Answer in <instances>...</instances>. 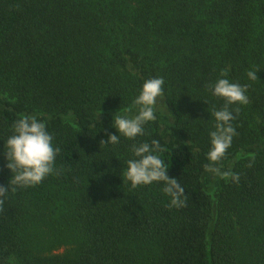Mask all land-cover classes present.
<instances>
[{"label":"trees","instance_id":"1","mask_svg":"<svg viewBox=\"0 0 264 264\" xmlns=\"http://www.w3.org/2000/svg\"><path fill=\"white\" fill-rule=\"evenodd\" d=\"M224 69L249 102L231 106L237 135L216 165L235 160L239 179H219L214 199L209 113L224 101L209 87ZM149 77L164 79L171 124L156 114L139 139L160 141L185 207L162 183L131 186L132 141L106 143L112 120L96 117ZM0 93V264H264V0H0ZM20 113L47 118L60 148L56 172L28 187L3 153Z\"/></svg>","mask_w":264,"mask_h":264},{"label":"clouds","instance_id":"2","mask_svg":"<svg viewBox=\"0 0 264 264\" xmlns=\"http://www.w3.org/2000/svg\"><path fill=\"white\" fill-rule=\"evenodd\" d=\"M257 72L246 73L249 80H256ZM247 85L234 82L229 77V70L220 72L210 85L212 96L221 98L224 104L220 108L213 107L209 113L214 118V130H209V149L205 171L221 178L238 181L239 177L229 172H222L216 165L221 161L233 138L237 135L233 121L236 109L231 106L247 104ZM164 94V79L149 77L144 80L138 94L130 105L116 112L112 119L115 132L109 133L106 143L119 144L121 138L132 141L130 157L125 160L124 178L133 188L162 183L163 192L170 197L169 206L181 208L186 206L185 187L177 178L168 174L169 165L161 158V144L158 139L141 141L145 136V125L156 120L157 101ZM207 103V101H205ZM3 140V139H2ZM3 153L7 167L12 173V183L20 187L34 186L41 183L47 176L56 172V159L60 148L48 128V119L41 114H18L10 126V134L3 140Z\"/></svg>","mask_w":264,"mask_h":264},{"label":"rangeland","instance_id":"3","mask_svg":"<svg viewBox=\"0 0 264 264\" xmlns=\"http://www.w3.org/2000/svg\"><path fill=\"white\" fill-rule=\"evenodd\" d=\"M2 94V93H0ZM7 95H2L3 98H5ZM123 110V109H121ZM118 110H107V111H100L96 114V117L98 119H102V118H109V119H113V116L116 112H118ZM156 114L159 115V117L161 118V120L163 121V128H166L169 124H171V120L169 119L165 109L163 108L162 106V100L161 98L158 99L157 101V109H156ZM68 121L74 123V119L73 117L71 116H68L67 118ZM168 123V125L166 124ZM235 163V160H231L228 164V166H226L224 168V166H221L219 167L221 169L222 172H229L231 173V170H232V167ZM221 179V177L219 175H213L212 173H209V172H206L204 174V177H203V181H204V184H205V187H206V190L207 192L212 196V198L215 199V196H216V190H217V182L218 180ZM70 245H67V244H62L54 249L51 250L50 253H53V254H63V253H66L67 250L70 249ZM10 264H22L19 259L17 257H13L11 260H10Z\"/></svg>","mask_w":264,"mask_h":264}]
</instances>
